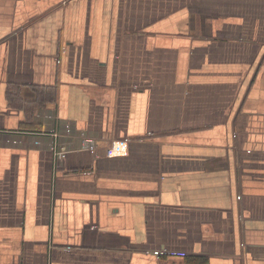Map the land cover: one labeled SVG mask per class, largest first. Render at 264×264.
I'll use <instances>...</instances> for the list:
<instances>
[{
  "label": "crops",
  "instance_id": "1",
  "mask_svg": "<svg viewBox=\"0 0 264 264\" xmlns=\"http://www.w3.org/2000/svg\"><path fill=\"white\" fill-rule=\"evenodd\" d=\"M0 264H264V0H0Z\"/></svg>",
  "mask_w": 264,
  "mask_h": 264
},
{
  "label": "built area",
  "instance_id": "2",
  "mask_svg": "<svg viewBox=\"0 0 264 264\" xmlns=\"http://www.w3.org/2000/svg\"><path fill=\"white\" fill-rule=\"evenodd\" d=\"M28 132L29 134H38L42 136L51 135L52 140L50 142V149L53 150L56 159L63 158L70 151L71 146H75L76 142L79 143L82 149L96 150L99 140L96 137L89 136L86 132H81L79 134H73L69 130L65 133L62 131L52 133L47 132ZM117 151V152H116ZM120 150L116 148L106 151L107 156L117 155Z\"/></svg>",
  "mask_w": 264,
  "mask_h": 264
},
{
  "label": "trees",
  "instance_id": "3",
  "mask_svg": "<svg viewBox=\"0 0 264 264\" xmlns=\"http://www.w3.org/2000/svg\"><path fill=\"white\" fill-rule=\"evenodd\" d=\"M28 128L30 129V131H35V130H40L41 131V127L39 126H35V125H32L30 124V126H28Z\"/></svg>",
  "mask_w": 264,
  "mask_h": 264
}]
</instances>
